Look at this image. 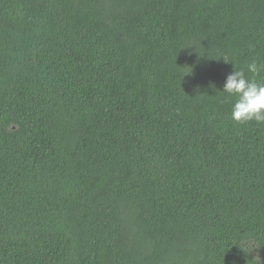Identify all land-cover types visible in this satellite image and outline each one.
<instances>
[{"label":"trees","instance_id":"16d2710c","mask_svg":"<svg viewBox=\"0 0 264 264\" xmlns=\"http://www.w3.org/2000/svg\"><path fill=\"white\" fill-rule=\"evenodd\" d=\"M252 61L264 0H0V264H264Z\"/></svg>","mask_w":264,"mask_h":264},{"label":"clouds","instance_id":"9594fccd","mask_svg":"<svg viewBox=\"0 0 264 264\" xmlns=\"http://www.w3.org/2000/svg\"><path fill=\"white\" fill-rule=\"evenodd\" d=\"M222 58L226 63L231 61L226 57ZM233 68L234 70L226 75L221 90L234 97L230 118L237 123L254 121L257 124H264V82L249 79L245 75L247 71L255 76L264 66L252 61L245 68L236 69L234 65Z\"/></svg>","mask_w":264,"mask_h":264}]
</instances>
